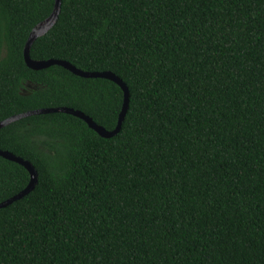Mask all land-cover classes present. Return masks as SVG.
I'll list each match as a JSON object with an SVG mask.
<instances>
[{
	"label": "trees",
	"instance_id": "1",
	"mask_svg": "<svg viewBox=\"0 0 264 264\" xmlns=\"http://www.w3.org/2000/svg\"><path fill=\"white\" fill-rule=\"evenodd\" d=\"M54 3L0 0V121L66 105L112 130L118 83L25 61ZM30 53L130 102L112 137L61 111L0 128L38 171L0 208V264H264V0H62ZM29 180L0 155V202Z\"/></svg>",
	"mask_w": 264,
	"mask_h": 264
},
{
	"label": "water",
	"instance_id": "2",
	"mask_svg": "<svg viewBox=\"0 0 264 264\" xmlns=\"http://www.w3.org/2000/svg\"><path fill=\"white\" fill-rule=\"evenodd\" d=\"M61 4H62V0H55L54 8H53V11L51 12V14L47 18H45L44 20H42L41 22L36 24L33 27V29L30 31L29 36H28L27 41H26L25 46H24V51H23L25 61H26L27 65L33 69H42V68H46V67H49V66L54 65V64H58V65L64 66L65 68L69 69L73 73L80 75V76H84V77H105V78L111 79V80L115 81L116 83H118L124 91V101H123L122 109L119 113L118 123L114 129L109 130L106 127H104L103 125L97 123L86 112H84L80 109H76L74 107L62 105V106L40 107V108L30 109V110H27L24 112L13 114V115H11V116L0 121V128L4 127L7 124H10L11 122H14V121L19 120L23 117H27V116H30L33 114L52 113V112H60L61 111V112H66V113L76 115V116L84 119L88 123V125L91 128L95 129L100 135H102L104 137H112V136L119 133V131L122 127V123L124 121V118L126 116L127 110L129 108L130 92H129V88H128L127 84L117 74H115L114 72H112L110 70L89 71V70L81 69V68L77 67L76 65H74L73 63H71L70 61L65 60V59H58V58L35 59L31 56L30 50H31V46H32L33 42L38 37L46 34L52 28V26L55 24V22L58 19L59 14H60V11H61ZM28 86H31V84H29ZM24 93H28V92H24ZM0 155L7 158V159H10L12 161H15V162L22 164L23 166H25L28 169V171L30 173V180H29L28 184L26 185V187L23 188L18 193H16L15 195L1 201L0 202V208H1V207H5V206L11 204L15 200H18V199L24 197L25 195H27L29 192H31L35 188L36 184L38 183V171H37L36 167L34 166V164L30 160L25 159L24 157L17 155L10 150H4V149L0 148Z\"/></svg>",
	"mask_w": 264,
	"mask_h": 264
},
{
	"label": "rangeland",
	"instance_id": "3",
	"mask_svg": "<svg viewBox=\"0 0 264 264\" xmlns=\"http://www.w3.org/2000/svg\"><path fill=\"white\" fill-rule=\"evenodd\" d=\"M32 86V85H31Z\"/></svg>",
	"mask_w": 264,
	"mask_h": 264
}]
</instances>
